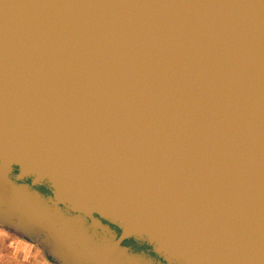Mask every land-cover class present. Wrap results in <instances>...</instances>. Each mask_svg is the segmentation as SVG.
Returning <instances> with one entry per match:
<instances>
[{"label":"water","instance_id":"95a60500","mask_svg":"<svg viewBox=\"0 0 264 264\" xmlns=\"http://www.w3.org/2000/svg\"><path fill=\"white\" fill-rule=\"evenodd\" d=\"M0 226L54 264H264V0H0Z\"/></svg>","mask_w":264,"mask_h":264},{"label":"rangeland","instance_id":"374dc122","mask_svg":"<svg viewBox=\"0 0 264 264\" xmlns=\"http://www.w3.org/2000/svg\"><path fill=\"white\" fill-rule=\"evenodd\" d=\"M0 228L3 229V227H1V226H0ZM5 234L7 236V239H4L3 241L13 240L11 242L14 243L16 246L18 244H22L21 247H17V248H19V250H17L16 253L17 254L19 253L20 255L24 254L25 256L27 255V258L30 259V264H54L47 258L45 252L42 249H40L38 246L28 242L20 234L14 232V231H11V230H6Z\"/></svg>","mask_w":264,"mask_h":264},{"label":"crops","instance_id":"0c3cea01","mask_svg":"<svg viewBox=\"0 0 264 264\" xmlns=\"http://www.w3.org/2000/svg\"><path fill=\"white\" fill-rule=\"evenodd\" d=\"M6 228H0V264H30V259L25 256L17 254L16 251L19 250L17 247H21L22 244L17 246L11 241H3L7 239Z\"/></svg>","mask_w":264,"mask_h":264},{"label":"flooded vegetation","instance_id":"af4514ba","mask_svg":"<svg viewBox=\"0 0 264 264\" xmlns=\"http://www.w3.org/2000/svg\"><path fill=\"white\" fill-rule=\"evenodd\" d=\"M38 189L40 190V191H43V188H41V187H38ZM128 242H131V241H128ZM132 244H134V243H132ZM136 247H140V246H138V245H136V244H134Z\"/></svg>","mask_w":264,"mask_h":264}]
</instances>
